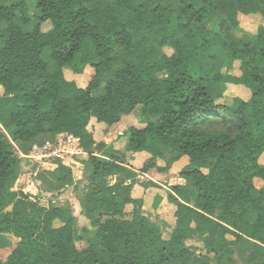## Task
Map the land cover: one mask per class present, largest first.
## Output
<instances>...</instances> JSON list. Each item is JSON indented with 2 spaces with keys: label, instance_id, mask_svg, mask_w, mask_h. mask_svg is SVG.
<instances>
[{
  "label": "trees",
  "instance_id": "obj_1",
  "mask_svg": "<svg viewBox=\"0 0 264 264\" xmlns=\"http://www.w3.org/2000/svg\"><path fill=\"white\" fill-rule=\"evenodd\" d=\"M4 1L0 237L19 241L0 264H264V26L245 40L233 35L239 17L264 19V0H31L34 16L27 0ZM235 62L239 75H225ZM88 69L85 87L64 74ZM226 83L249 97L220 103L215 89ZM136 110L144 126L128 127L129 150L150 160L138 171L85 131L93 119L109 128ZM64 133L79 139L87 182L78 187L59 157L42 175L80 195V216L96 229L84 249L69 208L18 189L21 155ZM182 158L186 184L166 191L175 221L165 239L131 192L158 188L137 172L164 173Z\"/></svg>",
  "mask_w": 264,
  "mask_h": 264
},
{
  "label": "rangeland",
  "instance_id": "obj_2",
  "mask_svg": "<svg viewBox=\"0 0 264 264\" xmlns=\"http://www.w3.org/2000/svg\"><path fill=\"white\" fill-rule=\"evenodd\" d=\"M18 0H5L4 4H11L13 2H16ZM27 5L29 6V15L30 12L33 11V6L31 4V0H27ZM31 16V15H30ZM244 16V15H243ZM239 25L240 28L234 32V38L238 40H245L247 36H250L254 34L258 28V26H264V19L260 15H251L249 17H239ZM50 28L49 23H44L42 25V30L46 31ZM167 53H170L169 50H166ZM222 72L225 75H239V70H238V62L234 63V67L231 68H223ZM64 74L67 79L73 80L79 85L80 87H85L86 86V81L89 80L91 71L88 69L86 70L85 74L82 76H77L74 75L71 71L65 70ZM103 90V87L96 92L93 93V95H98L101 94ZM215 92L220 95L219 102L223 103L225 105H230L233 101L234 98L239 97L241 99H246L249 97V91L245 87L241 85H234V84H223L218 87H216ZM119 126L117 127L116 130L110 129L106 127L104 124H99L96 123L95 120H91L90 123L88 124L87 128L85 131H88L93 135V138L95 142L98 143H105L108 147H113L116 148L115 150L117 151L116 153L122 157L126 156L125 151L130 153V160L131 161H137L139 162L142 160L141 153L139 151H131L129 150V144H128V138L126 136V131L128 127L130 126H135L137 128H141L144 125L140 122V111L136 110L133 112L128 118H124L119 122ZM56 141V140H55ZM52 143L53 145H55ZM32 148V152L28 155H33L34 157L36 156L38 159L40 155L47 154L49 150H45L44 148ZM44 147V146H43ZM50 149V148H49ZM53 149V148H51ZM77 151L75 152H69L66 153V156H69L70 158L73 157V159L78 163V165L71 164L69 167L72 172V177L74 179V182L78 185V187H82L84 183L87 182L89 173L86 170V168L82 165V161L86 158L85 154H76ZM138 155V156H137ZM22 157V156H21ZM171 155L169 153L166 154L165 159H159L155 160V163L159 162L162 164L161 167L165 166L166 162H168V159H170ZM54 158V157H51ZM51 158H44L42 160H39L37 164H30L28 168L23 167L22 168V173L20 174V180L18 182V189L23 190L24 192H28L32 195H35L37 198H39L40 203L47 206H55V205H63L67 208H69L72 212V214L76 217V223H75V237L79 238L80 236L83 237L82 240H76V245L79 249H84L87 247L88 243L87 241L92 238L96 232V229H94L85 219H83L80 216V195L77 193H74L72 190V187L67 186L64 187L60 190H55L53 189V184L49 183L48 180H45L43 178V171L48 169V166L52 164L49 159ZM22 160H25L22 158ZM28 160H33V158L28 159ZM126 160H128L126 158ZM68 161V160H67ZM65 160V162H67ZM150 160L149 158L143 159L141 163L139 164H133V163H128L126 161L127 166L129 168H132L135 171H138L142 166H144L146 163H148ZM24 162V161H22ZM259 163L264 164V157L261 156L259 158ZM157 170L156 169H151L146 175L145 174H138V179L140 181H148L152 180L156 183H160L164 185L167 189H169L170 185L174 183L173 178L178 177L177 174H173V178L169 177L166 178L164 177L165 174H156ZM166 180L167 182L163 183ZM116 181L115 177H110L108 178L109 184H114ZM126 182V181H125ZM171 183V184H170ZM256 187L261 186V182L256 181L255 182ZM140 186V185H138ZM133 187L134 190L131 192V196L133 198H138L144 201V207L142 206V212L143 214L147 217L149 225L150 226H157L161 231H162V236L163 238L167 239L169 237V234L171 232V229L173 227L175 218H174V211L172 208L168 207L167 205H162L160 204V198L164 193H159L155 189L147 190L143 187ZM159 194L160 196H156L154 194ZM57 200H53V199ZM56 201V202H53ZM164 206V207H163ZM132 207L126 206L125 207V212L128 214V216L131 214ZM14 241L12 244L7 247L3 248L0 245V258H2L9 248L14 245ZM195 246L193 242H191ZM198 244H196L197 246ZM102 259H105V255L101 253Z\"/></svg>",
  "mask_w": 264,
  "mask_h": 264
},
{
  "label": "crops",
  "instance_id": "obj_3",
  "mask_svg": "<svg viewBox=\"0 0 264 264\" xmlns=\"http://www.w3.org/2000/svg\"><path fill=\"white\" fill-rule=\"evenodd\" d=\"M33 11H31L30 12V15L31 16H34V15H38V11L35 9V8H33L32 9ZM119 124L120 123H117V124H115V125H113V126H111V128L110 129H114V130H116L117 129V127L119 126ZM114 149H116V148H114ZM141 153V156H142V160L143 159H148L149 157L147 156V155H145L144 153H142V152H140ZM81 154H83V152L81 153ZM125 154H126V158L128 159L127 161H128V163H133V164H139V163H141V161L142 160H140L139 162H137V161H131L129 158H130V153L129 152H126L125 151ZM138 156V155H137ZM264 157V156H263ZM23 159H25V160H22V161H24V162H22L21 163V173H22V168L23 167H25V168H28L29 166H30V164H36L37 163V161H33V160H28V159H31V157L30 156H23ZM62 160H63V164L64 165H66V166H70L71 164L73 165V164H75V165H78V163L73 159V157L72 158H70L69 156H66V155H63V157L61 158ZM65 160L67 161V162H65ZM157 160H159V159H157ZM186 164V159L185 158H182L181 160H179V161H176V162H174V163H172L171 164V166H170V168H169V170L167 171V172H164V173H160V172H156V174L157 175H160V174H165V176L164 177H166V178H169V177H172L173 178V174L175 173V174H177V173H179L180 172V170H181V168L184 166ZM83 166H84V164H82ZM156 165L157 166H159V167H161L162 166V164L160 163V161L159 162H157L156 163ZM148 173V172H147ZM146 173V174H147ZM145 174V175H146ZM173 180H174V183L172 184V185H185L186 184V181L185 180H183V179H181V178H179V177H176V178H173ZM149 181V180H148ZM150 181H152V180H150ZM164 182L163 183H165V182H167L166 180H163ZM154 182V181H153ZM260 182V181H259ZM156 183V182H155ZM168 183V182H167ZM171 184V183H170ZM157 185H158V188H156V187H150V188H145V189H147V190H151L152 188L153 189H155V190H157V192H159V193H161V192H163L164 193V196L162 195V193H161V198H160V204H162V205H167L168 207H170V208H172L173 209V211L175 210V206L174 205H172V204H169L168 202H167V199H166V191L168 190L164 185H162V184H160V183H157ZM172 185H170V186H172ZM138 185H135L134 187H137ZM138 187H140V186H138ZM141 188V187H140ZM134 190V188L132 189V191ZM154 195H156V196H160L159 194H154ZM53 200H57L56 198L55 199H53ZM53 202H56V201H53ZM145 203H144V201H143V205H144ZM144 207V206H143ZM164 207V206H163ZM248 221L249 222H254L255 221V217L253 216V215H250L249 217H248ZM193 226H194V224H193ZM5 237H4V239H2L1 237H0V245L5 249V248H7V247H9L11 244H12V242L14 241L15 243L14 244H16L18 241H19V239H17L16 237H14L13 235H9V234H7V235H4ZM251 242V241H250ZM252 243V242H251ZM251 245L249 244V245H247V247H250ZM247 254H248V252H246V251H244V252H242V255H243V259H245L246 258V256H247Z\"/></svg>",
  "mask_w": 264,
  "mask_h": 264
},
{
  "label": "built area",
  "instance_id": "obj_4",
  "mask_svg": "<svg viewBox=\"0 0 264 264\" xmlns=\"http://www.w3.org/2000/svg\"><path fill=\"white\" fill-rule=\"evenodd\" d=\"M55 145H53L52 143L47 142L46 144H44L43 146H35L34 148H44L45 150H49V152H47V154L44 155H40L38 154V156H40V158L38 159L36 156L34 157L33 155H30L31 158L34 159V161H39L42 160L44 158H51V157H59L62 158L63 155H65L66 153H71V152H75L77 151L76 154H81L82 150L79 146V139L75 138V137H70L68 134L64 133V134H59L56 139H55ZM50 148V149H49ZM53 148V149H51Z\"/></svg>",
  "mask_w": 264,
  "mask_h": 264
},
{
  "label": "clouds",
  "instance_id": "obj_5",
  "mask_svg": "<svg viewBox=\"0 0 264 264\" xmlns=\"http://www.w3.org/2000/svg\"><path fill=\"white\" fill-rule=\"evenodd\" d=\"M22 156V158H23V156H26V155H21Z\"/></svg>",
  "mask_w": 264,
  "mask_h": 264
}]
</instances>
